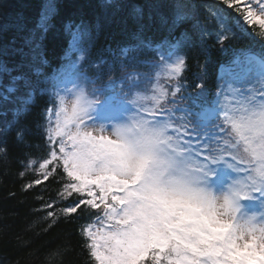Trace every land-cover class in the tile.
Listing matches in <instances>:
<instances>
[{
  "label": "snow or ice",
  "instance_id": "6c2138e0",
  "mask_svg": "<svg viewBox=\"0 0 264 264\" xmlns=\"http://www.w3.org/2000/svg\"><path fill=\"white\" fill-rule=\"evenodd\" d=\"M199 7L194 15L177 0L162 19L168 36L157 47L168 53L159 52L154 75L103 58L89 75L77 49L70 68L54 69L51 87L40 89L38 105L36 82L2 69L9 81H0V102L19 101L13 111L32 119L16 126L12 145L0 141V158L20 150L25 172L38 174L25 191L60 185L41 209H50L49 228L78 223L85 264H264V56L221 67L227 95L206 80L184 82L194 50L208 52L206 37L223 48L238 31L264 41V0Z\"/></svg>",
  "mask_w": 264,
  "mask_h": 264
},
{
  "label": "trees",
  "instance_id": "16d2710c",
  "mask_svg": "<svg viewBox=\"0 0 264 264\" xmlns=\"http://www.w3.org/2000/svg\"><path fill=\"white\" fill-rule=\"evenodd\" d=\"M176 2L0 0V81L3 84L9 81V74L2 70L5 67L12 70L11 75L25 73L36 82V102L43 105L46 96L40 94V89L51 87L49 80L54 69L67 70L69 63L76 60L77 49L87 50L88 63L84 64V70L89 75H95L93 64L101 58L109 63L122 61L124 71H131L134 64H131L127 52L137 47L158 45L168 36V24L162 19L168 20L171 6ZM181 2L196 15L203 11L199 7L201 4L212 0ZM135 7L142 10V15L134 14ZM46 12L45 31L40 25ZM70 23L71 29L68 28ZM76 26H80V32L74 43ZM205 47L207 54L194 50L196 58L187 61L184 82L204 84L206 80L212 92L224 91L226 95L227 85L224 87V80L219 79L221 67H228L251 53L264 56V41L247 31H238L237 38L226 48L214 47L211 37H206ZM117 74L113 73V78ZM201 76L205 79L201 80ZM105 79H108L107 75ZM19 106V101L0 102V141L9 145L13 144L16 126L32 119L31 116L25 117L23 112L17 114L13 111ZM19 154L20 150L13 148L7 161L0 158V264H58L61 259L64 264H85L87 254L81 246L78 223L58 221L49 228L45 212L50 209H41L43 203L56 198L60 185L49 180L23 190L22 185L38 178V174L33 175L32 168L25 172L16 159ZM21 172L24 175H20ZM58 247H66V255L50 256L49 253Z\"/></svg>",
  "mask_w": 264,
  "mask_h": 264
},
{
  "label": "rangeland",
  "instance_id": "374dc122",
  "mask_svg": "<svg viewBox=\"0 0 264 264\" xmlns=\"http://www.w3.org/2000/svg\"><path fill=\"white\" fill-rule=\"evenodd\" d=\"M133 53H135V52H133ZM80 55H81V52L77 50V57H76V60H77V58H78ZM84 55H85V52H84ZM130 59H131V60H134V59H135V61L137 60V58H136L135 56H131ZM76 60H75V61H76ZM142 63L147 64L146 66H142V67L140 68V72H142V73H146V74H149V75H154L156 72L161 71L160 69H155V68L153 67L155 63L152 64V61L148 60V59L145 58V57H143V58L141 59V64H142Z\"/></svg>",
  "mask_w": 264,
  "mask_h": 264
}]
</instances>
